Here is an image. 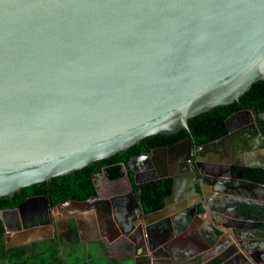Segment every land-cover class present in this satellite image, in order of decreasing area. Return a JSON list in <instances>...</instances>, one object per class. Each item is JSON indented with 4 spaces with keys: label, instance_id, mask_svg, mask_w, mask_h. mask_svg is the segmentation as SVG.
Here are the masks:
<instances>
[{
    "label": "water",
    "instance_id": "1",
    "mask_svg": "<svg viewBox=\"0 0 264 264\" xmlns=\"http://www.w3.org/2000/svg\"><path fill=\"white\" fill-rule=\"evenodd\" d=\"M259 81L264 82V0H0V199L73 175L146 138L190 131L192 118L239 102ZM234 116L226 121V136L200 148L201 159L238 154L241 167L264 168L257 122L230 131ZM193 150L188 139L134 157L124 167L125 175L131 171L135 177L154 172L146 183L173 180L164 207L129 236L135 252L148 253L149 247L155 262L164 255L153 245L157 227L148 225L178 214L175 224L184 231L185 212L200 216L197 175L189 164ZM208 180L212 197L202 209L214 230L222 231L221 241L231 243L227 264H260L254 254L264 251V241L256 239L264 230L254 224L264 223V211L258 219L237 216L231 197L241 195L239 187ZM253 187L243 185L250 192ZM100 195L71 204L84 211L78 216L91 240L105 235V223L111 242L110 222L99 209L114 199ZM229 198L232 203H226ZM131 200L137 204L133 193ZM18 211H1L0 219ZM114 221L118 234L132 231L129 222L120 230ZM54 236L51 227L5 238L11 248Z\"/></svg>",
    "mask_w": 264,
    "mask_h": 264
},
{
    "label": "trees",
    "instance_id": "2",
    "mask_svg": "<svg viewBox=\"0 0 264 264\" xmlns=\"http://www.w3.org/2000/svg\"><path fill=\"white\" fill-rule=\"evenodd\" d=\"M241 110L254 112L258 127L264 135V118L262 117L264 115L263 81L254 84L239 102L218 107L208 113L192 118L190 120V131L183 130L174 136L158 135L146 138L127 152L98 162L94 166L78 171L73 175L58 177L50 182L25 188L12 198L0 199V208H13L28 197L35 195H45L52 203H61L66 199L86 201L96 197L95 177L98 174L105 172L109 180H119L125 176L124 167L127 166L130 159L150 153L152 148L170 147L185 139L196 140L198 143H210L218 140L228 134L227 119ZM242 177L241 179L244 182L248 181L247 183L251 186L256 184L264 186V168H245ZM129 178L131 183L134 184L132 173L129 174ZM134 189L136 191L138 187L135 186ZM142 189L140 199L146 212H156L164 207V200L172 194L173 180L168 178L150 182L144 184ZM235 210L237 216H246L249 219H258L264 211L258 205H249L243 202L235 203ZM199 212H203L201 207H199ZM257 226L261 227L262 224H257ZM4 234L5 227L0 220V264H108L110 261L107 257L94 256L96 252H94L92 246L86 249L84 246L68 244L67 247L63 248L57 239L41 241L40 243H34L32 246L23 245L8 248L5 244ZM216 235H221V232L217 231ZM81 249H86L82 252L84 255L82 258H77L76 253H81ZM219 262L217 261L214 264Z\"/></svg>",
    "mask_w": 264,
    "mask_h": 264
},
{
    "label": "flooded vegetation",
    "instance_id": "3",
    "mask_svg": "<svg viewBox=\"0 0 264 264\" xmlns=\"http://www.w3.org/2000/svg\"><path fill=\"white\" fill-rule=\"evenodd\" d=\"M244 111H249V110H241L235 113L234 114L235 116L229 121L228 126L230 131H237L240 128H242L243 125L251 121H256V116L254 113L250 114ZM183 141H180L174 145H177ZM192 142H193L194 150L191 161H189V164H191L192 170L195 171L197 175V177L194 179V182L196 184L197 193H199L200 195V198L198 199V214L204 215L205 213H207V211H204L203 208L202 209L203 212L200 213L199 207L202 208V206L204 205L207 206L211 200L212 194L210 193L209 190L210 188H208V186L210 185L208 180L209 178L212 181L215 178L214 181L226 183L229 185H234L235 187H239L241 186V184L244 185V183L248 185L249 183H247L248 181L242 182L241 179L243 178L242 173L245 168L241 167L242 159L238 156V154L231 155L228 153L226 155L224 154L223 156H221L220 154H211L208 159L202 160L199 154L200 152L199 150L201 147L209 143L208 142L198 143L196 140H192ZM159 148L162 147L152 148L150 153ZM221 152L224 153V151ZM246 168H253V167H246ZM130 173L132 172L129 171L128 175L126 174L123 178L119 180L109 181L105 172H103L95 177V183H96L97 191H99L98 184H101V186L105 188L104 194L107 195V198L105 199H112V198L114 199V201H111V204H109L110 207L108 206L105 208L102 207L99 209V212H101V214H103L106 217V219H107V215L114 217L117 213L116 209L124 204L126 208L122 210V216L130 223V226L132 228V227H138L140 224L137 226L136 223L144 221V219L148 218L150 214H155V211L151 213H147L140 199V195L143 192L142 186L144 184H147L146 182L149 179L153 178L152 176L155 173L151 172V173L140 174L138 177H135L134 174L132 173L134 184L131 183L128 177ZM100 177L103 178L102 183L101 181L98 183ZM135 186L138 187V190L136 191L134 189ZM131 193H133V195H136L137 204H132L133 201L131 200ZM104 194L100 195V197L104 198L105 197ZM117 197L120 199L117 200ZM235 198H239V197L236 195ZM191 200L197 202L195 196H191ZM225 200L227 201L226 203H232L231 198ZM245 201L247 203H254L251 197H248L247 199H245ZM71 202L76 203L83 201L66 199L61 203H52L50 199L45 195H35L28 197L25 201L19 203L13 208H8V209L0 208V212L4 210H8V211L19 210L14 215L12 214L8 215L7 219H5L4 221L1 220L5 227L4 239L6 246L7 243L11 241L9 237L8 239L5 238L6 233H11V232L16 233V232L32 230L36 228L48 229L52 227L55 233V236L52 239L59 240L63 248L67 247L68 244L74 242H79L81 244L80 246H84L86 249L91 248L92 242L95 240H91L89 232H85L86 223L78 216V213L80 211L77 210V208L74 205H72ZM177 203L181 204L180 201H178ZM223 203L224 202L221 201L220 205H222ZM114 211H116L115 215H113ZM177 215L178 214H174L173 216H177ZM185 215L189 220L193 219L192 212H191V216H188L187 213H185ZM172 219L168 221H171ZM180 219H182V217ZM209 222L210 221L207 218V224ZM170 226L171 225H169V230H172ZM61 227L62 230L60 229ZM210 227H214V226L210 225ZM103 229H105V224ZM215 231L216 232L220 231L221 235L219 236H222L221 230H215ZM215 231L213 228L211 232L212 238L213 237L216 238L215 239L216 242H214L215 245H212V242L207 239V244L209 246H207V253H205L204 259L206 257L207 264L209 263L214 264L217 261H220L217 264H227L230 261V258L229 259L226 258L228 256V254H226V251L224 253H221L222 255H220V249L226 247L225 239L223 237L221 241V237H218ZM184 237H189V236L185 235ZM63 240H64V244L62 242ZM36 243H40V242H36ZM33 244L34 243L28 245L32 246ZM203 246L204 245L202 244V242L197 243L196 246L194 245L189 246V238L186 239L185 241H181L179 238V240L176 239L169 242V245L165 247L164 252L166 253L170 252L172 260L179 259L177 263L175 262V264H180L182 263V261L177 255L183 254L185 256L186 255L189 256L195 249L198 248L199 250ZM231 248L232 246L230 245L228 247V250L232 253L233 251ZM229 256L231 257V255ZM254 258L257 261L258 260L261 261L260 264H262V262H264V253L263 252L255 253ZM193 261L194 260L189 262L188 260L187 263H192ZM185 263L186 261L183 262V264Z\"/></svg>",
    "mask_w": 264,
    "mask_h": 264
},
{
    "label": "crops",
    "instance_id": "4",
    "mask_svg": "<svg viewBox=\"0 0 264 264\" xmlns=\"http://www.w3.org/2000/svg\"><path fill=\"white\" fill-rule=\"evenodd\" d=\"M253 186L254 187L252 189V192H250L249 190L243 188V184H241V186H239V189L241 190V195L236 192V195L240 199L239 198H233V197H231V198L233 200H237L236 203L237 202L247 203L245 201V199H247L248 197H251L254 201V203H251L252 205H258V206L262 207V204H264V186L263 185H259V186L253 185ZM104 196H105L104 198H107V195L104 194ZM122 210H123V208L118 207L116 209V211H117L116 215H115L116 211L113 212V215H115L114 217L107 215V221L110 222V226H111V228L108 231L110 233L109 234L110 237L114 236L113 239L111 238V240H113V241H111V242L108 241L107 230H105V235L103 237H100L99 240L93 241V245H92V249L94 250V252H96L95 255L97 257L98 256H100V257L107 256V253H108L107 258L110 260L109 264L112 262L114 264H120V262H122L124 260H131L134 264H175V262L177 263V261L179 259L178 260H172L170 252H167V253L164 252L165 247L168 246L169 242H171L172 240H176V239L179 240V238H180L181 241H185L186 239L189 238V246H191V245L196 246L197 243H201L202 242L201 238H203L206 243H207V239L211 242L216 241L215 237L212 238L211 232H212L214 227H210V225H213V224L211 223V220L208 218L207 213H205L204 215L198 216L199 217L198 219L200 221L198 219H192V220L188 219L187 222L183 221L182 223L185 224L184 225L185 226L184 231H180L179 230L180 226L179 225L177 226V224H175V222H176L175 219L176 218L178 219L179 215H177L176 218L172 219L171 221H165V222H161V223H157L155 220H153V222L148 225V226H152V228L154 226L157 227V229L155 230V234L152 236V238L154 239L153 245L155 247H156V245H158V248L156 249L157 255L158 254L164 255V256H161L158 259H156L157 262H155L154 261L155 259L152 258V254L149 251L150 250L149 247L147 248L148 253L140 251V253L138 254L137 252H135L136 246L133 244L132 241L129 240V236L130 235L132 236L133 228L131 229L132 230L131 232L127 231L126 232L127 235H125V236L123 234H118L114 230V228L117 229V224L115 223L114 218L117 217L118 225H119L118 228L120 230L121 229L124 230V224L123 223L128 222L122 216ZM230 216H231V211H228V216H225V218H229ZM207 218L210 221L208 224H207ZM143 222L144 221L137 222L136 225L138 226L140 224L143 226L144 225ZM259 222H258V225L261 223L262 224L261 227L264 230V223H262V222L259 223ZM169 225H171L170 227L172 228V230H169ZM254 225H256V224H254ZM148 226L146 225L143 227V230H142L143 235H141L142 241H140L139 245L143 246L144 241H146L148 238L146 236V233L144 232V231H146V228ZM105 229H107L106 224H105ZM152 232H154V231L152 230ZM215 233H216V231H215ZM185 235H188L189 237H184ZM145 236H146V238H145ZM255 236L256 235H253L252 237H255ZM240 237L243 241L249 240V238H247V236L244 233H241ZM256 239H260V240L264 241V235L258 236ZM107 242L113 244L112 248L107 244ZM231 242H235V239L233 238V236H231ZM212 245H215V243H213ZM225 245H226V247H223V249H220V255H222L221 253H224L225 250L228 249V247L231 245V243H229L227 240H225ZM261 246H262V249H264V243H261ZM200 249H201V251L198 250V248L195 249L191 253V255H189V256H187V255L185 256L183 254L177 255L182 261V263H180V264H183V262H185V261H186L185 264H207L206 257L204 259L205 253H207V248L205 246H203ZM116 250H119V251H116ZM262 252L264 253V251H262ZM188 260H189V262L192 260H194V261L192 263H187ZM262 264H264V262H262Z\"/></svg>",
    "mask_w": 264,
    "mask_h": 264
},
{
    "label": "rangeland",
    "instance_id": "5",
    "mask_svg": "<svg viewBox=\"0 0 264 264\" xmlns=\"http://www.w3.org/2000/svg\"><path fill=\"white\" fill-rule=\"evenodd\" d=\"M262 117L264 118V115ZM102 177H103V175H102ZM102 177H100V180L98 181V183L100 181L102 183V181H103V178ZM98 185H99L98 186L99 192L101 193V195H103L104 194V191H105V188L103 186H101V184H98ZM60 229L62 230V227ZM62 242L64 244V240ZM71 244L76 245V246H80V243H76V242L71 243ZM92 244H93V242H92ZM107 244L112 248V246H113L112 243L107 242ZM84 250H86V249H81V253H76V257L77 258H82L83 255H84V253H82V252H84ZM116 251H119V250H116ZM94 256H95V254H94ZM104 257H108V253H107V256H104ZM108 264H109V262H108ZM112 264H114V263H112ZM120 264H134V263L131 260H124V261L120 262Z\"/></svg>",
    "mask_w": 264,
    "mask_h": 264
},
{
    "label": "clouds",
    "instance_id": "6",
    "mask_svg": "<svg viewBox=\"0 0 264 264\" xmlns=\"http://www.w3.org/2000/svg\"><path fill=\"white\" fill-rule=\"evenodd\" d=\"M242 181H243V180H242ZM243 182H244V181H243ZM248 185H250V184H248ZM250 186H251V185H250ZM235 203H236V202H235ZM80 212H84V211H80ZM0 220H1V219H0ZM257 224H258V223H256V226H257ZM145 238H146V236H145Z\"/></svg>",
    "mask_w": 264,
    "mask_h": 264
},
{
    "label": "bare ground",
    "instance_id": "7",
    "mask_svg": "<svg viewBox=\"0 0 264 264\" xmlns=\"http://www.w3.org/2000/svg\"><path fill=\"white\" fill-rule=\"evenodd\" d=\"M186 213V212H185Z\"/></svg>",
    "mask_w": 264,
    "mask_h": 264
}]
</instances>
